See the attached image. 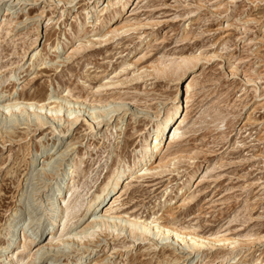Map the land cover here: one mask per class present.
<instances>
[{"label": "rangeland", "instance_id": "obj_1", "mask_svg": "<svg viewBox=\"0 0 264 264\" xmlns=\"http://www.w3.org/2000/svg\"><path fill=\"white\" fill-rule=\"evenodd\" d=\"M95 1L0 0V74L12 73L0 101L61 105L62 118L79 116L40 128L31 114H0V250L22 233L42 241L58 200L63 232L75 236L42 264L81 256V264H264V0H126L99 16L89 11ZM193 55L200 58L179 83L147 69ZM190 75L183 124L157 156L161 167L123 175L96 216L118 199L113 214L156 219L206 244L136 239L127 226L82 233L87 205L114 168L132 165L155 114L181 98ZM93 108L107 125L91 131L84 119ZM15 247L26 260L29 249Z\"/></svg>", "mask_w": 264, "mask_h": 264}, {"label": "bare ground", "instance_id": "obj_2", "mask_svg": "<svg viewBox=\"0 0 264 264\" xmlns=\"http://www.w3.org/2000/svg\"><path fill=\"white\" fill-rule=\"evenodd\" d=\"M125 2L126 0H102V2L99 4V0H96L95 2H93L92 5H90L89 11L90 12L94 11V13L97 16H99L100 14H102L104 10H106L109 6L115 3L120 4V6L123 8L124 5H126ZM91 16H92L91 14L90 16L87 14V19L89 20ZM4 21L6 20L2 19L0 22L4 23ZM34 55L35 54L33 53L30 57L33 58ZM199 58H200L199 55L182 56L178 60L171 62V64L161 65V64L155 63L156 65L149 66L147 67V69L150 70L149 74L173 75L175 76V79L179 83L180 80L184 77V75H186L187 72L190 70L191 63L194 60H197ZM6 74H0V84L5 83L11 79L12 73L10 75H6ZM192 78L193 76H191L190 79L186 82L185 88H184V94L181 96L180 99H176L172 101L170 106L168 107H161L158 110V112L155 114L156 118H154V121H153L154 125L151 129V132L148 134V138L145 137L142 140L140 144V148L138 149L137 154L134 157L132 165H128L124 161L121 162L120 164L118 163L119 166L114 168V170L111 172V175L109 176V179L106 182L105 186L101 187V193H98L95 196V198L87 205L86 213L90 212L89 217L91 218V220L89 219L90 221L81 228L82 233L85 234L86 229L88 230V228H93V227L94 228L97 227V228H101L105 230H108V229L109 230H124L125 227L127 226V229H129V232L133 234V237L136 236V239L137 238L144 239V238H147V236L149 237L152 236L151 239H153L154 237L158 236L160 237V240L162 239V241L164 240L168 241L170 245L176 244L177 246H182V244H184L190 250H193L194 248L198 246H202L206 244L205 241L207 240H203L202 237L196 235L195 233L187 231V230H186L187 232L181 231L178 228L176 229L166 224L160 223L161 221L159 222L156 219L150 220V221L149 220H137L135 218L131 219L128 217L120 216L119 214H113V209H114L113 206L115 205L114 204L115 201L118 199H113L112 201H110L111 203L108 202L112 198V196L107 200L108 202L107 204L109 203L110 204L105 210V212L100 214L99 216H96L97 211L99 210L100 206L104 202L105 198L108 197L109 193L114 192V194H117L119 188L121 187V184L119 183L123 175L127 174L128 177L126 178H130L133 176V174H136L138 172H141L142 174H146L147 172L151 170H156L161 167L162 165L161 159L156 160V158L158 155H160L161 149L173 144L178 137V131H179L180 126L183 124L186 108L188 106L187 103L189 102V98L193 90ZM58 98L64 103L68 104L70 102L67 95L58 96ZM182 105H184V107ZM121 108L123 107L121 106ZM121 108L120 106L118 107L116 106L115 108L113 106L112 110L110 109V112L111 111L115 112V110H118V109L121 110ZM95 109L94 111L91 110L90 119L88 118L84 119L88 123L89 125L88 128H90L91 131H94L95 128L96 127L98 128L100 125L102 126L104 124L107 125V121L105 120L106 114L101 113L102 111L96 112ZM61 110H62L61 105L59 106L55 105L53 107L51 106L48 107L44 103L35 102L33 100L19 101L16 99H10V100H7L6 102L0 101V114L1 115H4V116L11 115L12 116V115H17V113H20V114L25 113L24 115H27V118L29 119L32 116L35 120V123H36L35 125H37L40 128L43 125L47 124L49 121L52 122V120L54 119H58L59 121L63 120V123H66L67 126H71L72 124L76 123V121L79 119L78 115H75L69 111L67 113L66 118L64 119V117L62 118L61 116H59V113L61 112ZM122 110H127L125 109V105H124V109ZM108 115L110 117L109 118L107 117V120L110 119L111 116H113V115H110L109 112H108ZM103 118L105 121H103ZM57 131L60 132L61 130H57ZM37 154L38 153L35 152L34 155L31 156L30 165L34 164L35 157ZM72 171L73 170H71L70 172ZM70 179H72V177H70L69 180ZM68 183L69 182L67 181L65 184L66 188H68ZM59 193H61V188H59ZM63 197H65V195ZM56 198L59 199L61 197L60 196L58 197V195H56ZM57 201L58 200H56L55 203H53L54 201H52L51 208H49V211H50L49 214H51L50 220H51V223H54V225L47 232L44 238L46 239L47 236H49L46 243L41 244V242L44 239L40 241L39 235L36 238H31L29 236H25V233H22V235L19 234L18 241H17V238L10 239L9 243L2 250H0V262L2 264H42V262H40L41 258L43 260L44 258L48 257L49 255H51L50 251L53 252V250L56 248L57 250L55 252H58L59 243H64L66 242L67 239H69V237L75 236V234L73 235L70 234L67 236L63 232V225L65 224L64 223L65 212L64 210H59V211L57 210L58 213L56 214V211H55L56 208L61 209L59 204L56 205ZM229 241H230V244L232 245L235 243L234 240H229ZM15 245L18 247L21 245V250L23 251L26 248L29 249V253L26 254L27 255L26 260L25 259L23 260V258L21 257L17 258L16 255L13 254V250L16 248ZM82 257L83 256L80 257L77 264L82 263L81 261ZM85 260L86 259H84L83 261L85 262ZM89 262L90 261H88V264ZM222 263L223 262H220L219 264H222Z\"/></svg>", "mask_w": 264, "mask_h": 264}]
</instances>
